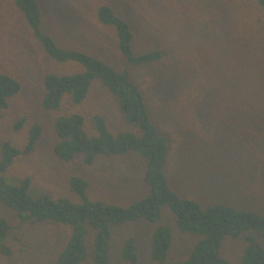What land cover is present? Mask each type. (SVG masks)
<instances>
[{
	"label": "rangeland",
	"instance_id": "374dc122",
	"mask_svg": "<svg viewBox=\"0 0 264 264\" xmlns=\"http://www.w3.org/2000/svg\"><path fill=\"white\" fill-rule=\"evenodd\" d=\"M44 30L65 49H79L118 70H128L147 100L151 118L167 139L165 167L170 187L184 199L203 204H226L264 215V14L249 0H39ZM109 5L126 19L135 35L134 50L141 54L162 50L160 63L135 66L117 52L113 32L97 22L96 11ZM255 42L252 46L251 42ZM246 42V43H245ZM249 45L250 47H246ZM83 66L51 61L35 43L11 0H0V72L22 84L0 118L3 141L24 149L30 128L41 124L43 136L36 150L22 155L4 174L19 183L32 178L31 194L65 197L78 203L69 180L90 182L88 196L120 206H130L148 194L144 182L146 160L129 152L108 159L100 156L92 166L82 156L65 163L54 154V122L73 112L85 117L84 128L94 135L91 118L101 115L117 134H140L129 125L118 102L101 82L95 81L87 99L73 105L68 97L58 111L42 107L45 74H75ZM24 120L16 130L19 120ZM0 216L10 231L0 247V264H54L69 236L68 227L52 223L22 224L0 201ZM162 225L174 234L168 261L188 256L198 237L182 234L169 206L155 223L138 220L111 226L110 264H126L122 248L137 240L138 264H158L151 258L152 236ZM264 246V237L253 233ZM242 245L226 241L222 254L237 264ZM92 243L81 264H93Z\"/></svg>",
	"mask_w": 264,
	"mask_h": 264
},
{
	"label": "trees",
	"instance_id": "16d2710c",
	"mask_svg": "<svg viewBox=\"0 0 264 264\" xmlns=\"http://www.w3.org/2000/svg\"><path fill=\"white\" fill-rule=\"evenodd\" d=\"M20 13L32 40L53 62H68L83 66L75 74L49 72L43 79L45 111H58L68 97L73 105H81L88 97L92 84L99 81L118 102L129 125H135L140 134L130 132L112 133L106 119L101 115L91 118L95 134L84 128L85 117L78 112L58 116L54 122L57 143L54 154L65 163L82 156L83 164L92 166L100 156L108 159L123 156L129 152L141 153L146 160L144 182L148 194L141 200L124 207L93 201L88 196L90 182L74 176L69 188L79 198L75 203L69 198H53L49 194L34 197L31 194L32 178L27 176L19 183L6 180L4 174L16 158L29 155L36 150L44 128L34 124L29 131L24 149L3 141L0 147V201L10 208L24 223H52L68 227L70 236L59 251L54 264H81L88 257V241L92 243L93 264H110L111 226L143 220L150 223L162 219V209L169 206L176 218V225L182 234L198 237L188 256L168 261L174 242L170 226H159L152 236L151 258L158 264H232L222 254L226 241L240 242L237 264H264V246L253 233L264 237V215L226 204H203L196 200L181 198L169 185L165 173L167 164V139L160 135L153 122L141 87L135 83L128 70H118L112 65L79 49H65L44 28L45 17L39 0H11ZM264 14V0H249ZM96 19L103 27L113 32L117 52L135 66L160 63L164 60L162 50H151L138 54L134 50L135 35L130 23L119 16L109 5H101ZM264 29V27H263ZM254 46L255 42L246 39ZM245 42V43H246ZM250 47L249 45H245ZM22 90L21 82L6 72H0V118L9 107V100ZM19 120L15 129L23 127ZM10 231V225L0 216V247ZM126 264L139 263L137 240L129 238L121 251Z\"/></svg>",
	"mask_w": 264,
	"mask_h": 264
}]
</instances>
